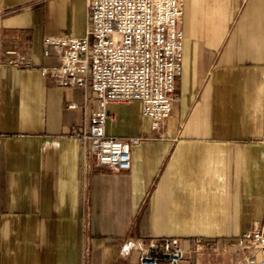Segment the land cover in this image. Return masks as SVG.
Segmentation results:
<instances>
[{
    "label": "crops",
    "instance_id": "0c3cea01",
    "mask_svg": "<svg viewBox=\"0 0 264 264\" xmlns=\"http://www.w3.org/2000/svg\"><path fill=\"white\" fill-rule=\"evenodd\" d=\"M182 1L170 117L108 107L107 135L140 139L121 171L74 135L94 92L42 72L62 61L47 38L86 35L90 0H0V264H139L142 240L238 247L264 220V0Z\"/></svg>",
    "mask_w": 264,
    "mask_h": 264
},
{
    "label": "built area",
    "instance_id": "2783aa9c",
    "mask_svg": "<svg viewBox=\"0 0 264 264\" xmlns=\"http://www.w3.org/2000/svg\"><path fill=\"white\" fill-rule=\"evenodd\" d=\"M89 10L90 26L84 37L45 40L62 55V61L42 72L58 85L94 92L97 106L88 128L74 135L90 143L101 164L128 170L132 147L140 139L108 136L106 125L116 119L108 107L141 101L153 129L170 117L182 72L183 32L178 25L185 7L182 0H90ZM6 53L9 64L20 69L28 66L25 55L13 49ZM246 242L261 257L260 261L247 257L246 264H264V220L241 237L240 244ZM137 248L139 264H179L187 259L177 238L142 240Z\"/></svg>",
    "mask_w": 264,
    "mask_h": 264
},
{
    "label": "rangeland",
    "instance_id": "374dc122",
    "mask_svg": "<svg viewBox=\"0 0 264 264\" xmlns=\"http://www.w3.org/2000/svg\"><path fill=\"white\" fill-rule=\"evenodd\" d=\"M247 257H256L258 261L261 258L256 247L250 242L238 247H198L187 255L185 261L187 264H246Z\"/></svg>",
    "mask_w": 264,
    "mask_h": 264
}]
</instances>
